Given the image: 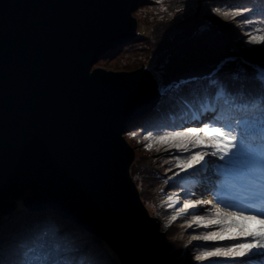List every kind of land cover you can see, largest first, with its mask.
Returning a JSON list of instances; mask_svg holds the SVG:
<instances>
[{"label":"water","instance_id":"1","mask_svg":"<svg viewBox=\"0 0 264 264\" xmlns=\"http://www.w3.org/2000/svg\"><path fill=\"white\" fill-rule=\"evenodd\" d=\"M146 5L0 0V216L22 200L32 213L53 211L120 264H170L129 130L160 101L154 68L93 69L137 37Z\"/></svg>","mask_w":264,"mask_h":264},{"label":"rangeland","instance_id":"2","mask_svg":"<svg viewBox=\"0 0 264 264\" xmlns=\"http://www.w3.org/2000/svg\"><path fill=\"white\" fill-rule=\"evenodd\" d=\"M146 1L147 5L136 13V17H141L136 41L121 48L119 52L106 54L93 69L153 66L159 86L162 85L160 88L171 85L163 98L182 81L183 75H194L196 73L189 70L199 67L205 69L198 73L199 76L229 74L235 83L243 82L254 88V79L251 82L249 79L251 73L245 75L242 65L247 68L252 67L253 63L264 65V51L258 48L254 50V46L244 42L248 25L240 23L242 17H238L233 8L225 3L229 0ZM252 1L239 0L236 6H245ZM218 5L224 10L213 12L212 9ZM206 18L216 23L211 21L212 24H209ZM220 22L226 23L228 28H224ZM203 24L206 26L201 27ZM167 64L169 66L166 68ZM253 68L264 74V66ZM226 77L220 75V79ZM141 127L134 122L129 128L130 133H135L130 134L132 144L139 146L140 152L134 164L152 213L162 215L169 239V263L210 264V261L195 260L203 248L194 245H203L204 242L191 239L193 235H202L204 228L187 227L190 217L184 214H179L173 221L172 216L177 215L180 205L169 208L167 203V195L178 191L168 181V177L179 171L175 168V150H165V145L145 139L149 131L144 132ZM150 143L153 145L151 150L147 148ZM170 168L173 171H169ZM18 205L21 207L18 208ZM52 212L31 213L26 210L22 200V204H16L13 214L0 216L1 257L9 259L10 264H21L22 251L38 245L40 240L36 238L43 236L47 243L51 239L61 248V242H64L66 249L59 251L60 256L73 258L74 263L119 264L115 263L119 260L118 256L105 241L69 221L56 218Z\"/></svg>","mask_w":264,"mask_h":264},{"label":"snow or ice","instance_id":"3","mask_svg":"<svg viewBox=\"0 0 264 264\" xmlns=\"http://www.w3.org/2000/svg\"><path fill=\"white\" fill-rule=\"evenodd\" d=\"M258 3L264 5V0H258ZM229 6L238 17H242L240 23L252 25L255 15L264 19V8ZM212 11L219 13L220 8L214 7ZM228 14L231 13L226 15ZM261 31L264 29H256L257 33ZM244 35L247 37L244 41L246 44L254 46V50L258 48L259 51H264V35H254L250 28ZM170 87L171 85H168L161 89L162 97ZM250 107L252 109L259 107L264 113V89L252 98ZM193 119L197 122L181 125L179 130L173 128L158 136H152L149 131V134L145 136V139L165 145V150L174 149L176 153H179V155L174 154L175 168L179 171H175L173 176L168 177V181L173 182L178 189L167 195L168 206L172 208L177 204L180 205L177 215H173L172 219L175 221L179 214H184L190 217L187 227L212 229L205 231L202 235L191 237L192 240L204 242L203 245H194V247L203 248V251L195 256L196 261H210V264H264V227L250 231L247 223L259 218L260 224L264 225V151L253 153L250 150V133L246 122L241 128L239 125L234 127L231 123L213 122L212 114L198 119L193 116ZM130 134L135 135V133ZM210 135L215 138L209 139ZM261 136L264 142V133H261ZM152 146L150 143L147 148L151 150ZM194 149L201 150L194 151ZM209 156L224 161L225 173L231 172L241 164L248 165L251 187L242 203L251 211L246 213L245 208L233 205L221 208L219 201L214 203L213 199L208 198L214 195L217 178L210 167L215 164V160L205 159ZM193 169L195 171H192ZM169 171L173 169L170 168ZM182 173L187 175H181ZM186 181L197 187L186 188ZM209 206L213 210L211 216L204 214ZM229 208L233 210L230 211ZM224 241H235V243H221ZM246 256L249 259H244ZM0 264H5L2 258H0ZM21 264H27V261H21Z\"/></svg>","mask_w":264,"mask_h":264},{"label":"trees","instance_id":"4","mask_svg":"<svg viewBox=\"0 0 264 264\" xmlns=\"http://www.w3.org/2000/svg\"><path fill=\"white\" fill-rule=\"evenodd\" d=\"M217 7H219V5L217 6ZM220 8V7H219ZM220 10H224V9H221L220 8ZM205 21L206 22H208L209 24H212L211 23V21L213 22V23H216V21L215 20H213V19H210V18H206L205 19ZM220 25H222L224 28H228V25L226 24V23H222V22H220L219 23ZM204 25L205 24H203V25H201V27H204ZM206 26V25H205ZM136 40V39H135ZM134 40V41H135ZM254 58H255V56H253ZM213 58V57H212ZM257 59H258V56L256 57ZM205 63V62H204ZM208 63V62H207ZM167 66H169V64H167V65H165V67L167 68ZM242 67H243V70H244V72L243 73H245V75L246 74H248V73H250V71L251 70H247L246 71V69H245V67L242 65ZM202 69V70H201ZM198 70V71H197ZM205 69H204V67H199V69L198 68H195V69H191V70H189L191 73H196L197 75H198V73H201V72H203ZM219 74H221V75H224V76H227L226 77V79H229L230 81H232V80H234L233 78H232V76H230L229 74H224V73H219ZM195 75V74H194ZM184 77L183 78H186V77H188V76H190V75H183ZM160 86H162V85H160ZM180 92H178V94H179ZM172 97H173V100H172V103H174V104H177V103H179V104H181V102L183 101V100H188V94H185V93H181V95L180 96H177V94L176 93H173L172 94ZM162 103V102H161ZM58 219H60V218H58ZM0 258H2L4 261H5V264H10V260L9 259H5V258H3V257H1V255H0ZM119 261H115V263H118ZM120 264V263H119Z\"/></svg>","mask_w":264,"mask_h":264},{"label":"bare ground","instance_id":"5","mask_svg":"<svg viewBox=\"0 0 264 264\" xmlns=\"http://www.w3.org/2000/svg\"><path fill=\"white\" fill-rule=\"evenodd\" d=\"M136 122H141V119L137 120ZM138 124V123H137ZM21 205H18V208H20ZM115 255V254H114ZM116 256V255H115Z\"/></svg>","mask_w":264,"mask_h":264}]
</instances>
